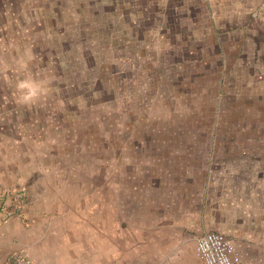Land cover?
Segmentation results:
<instances>
[{
    "label": "rangeland",
    "instance_id": "1",
    "mask_svg": "<svg viewBox=\"0 0 264 264\" xmlns=\"http://www.w3.org/2000/svg\"><path fill=\"white\" fill-rule=\"evenodd\" d=\"M103 2L0 40V264L195 263L208 231L167 190L196 158L204 188L254 164L262 194H199V219L264 264V39L238 54L149 21L146 0Z\"/></svg>",
    "mask_w": 264,
    "mask_h": 264
},
{
    "label": "crops",
    "instance_id": "2",
    "mask_svg": "<svg viewBox=\"0 0 264 264\" xmlns=\"http://www.w3.org/2000/svg\"><path fill=\"white\" fill-rule=\"evenodd\" d=\"M92 1L95 0H67L68 7L71 8L67 20L71 22L81 20L76 18L79 13H83L84 15L82 14L81 18H85L86 13L81 12V8L87 7L88 12L91 13L89 8L93 7ZM103 1L102 4L99 3L100 8L107 5V0ZM132 6L143 7L145 3H143V0H132ZM146 6L149 21L156 22V20H159L164 24L171 23L174 26L179 24L181 34L184 32L182 30L185 29L184 25L186 23L194 24L195 28L190 29L194 31L193 37L199 36V39L211 38L218 40L234 39L237 42L235 49L238 54L245 51L247 39H264V0H146ZM60 8L61 0H0V16L2 17L0 19V40L4 39L5 42L9 40V43H11V40L14 39L36 38L37 32H34V23L61 22L62 12ZM87 16L89 17L88 14ZM83 20L85 21V19ZM29 23L33 25H29ZM198 31L199 33H197ZM39 33L41 34L42 31ZM39 37L43 38L44 35L41 34ZM247 165L250 169L246 170V174L236 177L234 185H229L228 181H221L216 186L210 184L207 188H204L199 184V159L196 158L194 166L187 165V169L180 170V174L174 172L179 181L170 185L167 194H179L180 207H191L188 213L194 215V221L191 224L194 230L221 231L225 228L229 229V226H223L222 221V223L217 221L215 211L211 208L217 204L216 194H262L255 189L260 187V182L254 183L252 180V174L256 173L257 169L254 164ZM258 170L260 175V169ZM254 189L255 191H253ZM199 194L202 197V207V203H204L203 194L209 196V199H206V204L211 208L205 223L199 219L202 214ZM242 198L243 195L236 197L240 201ZM173 204L179 205L175 201ZM248 247L250 250L256 246L250 244ZM194 253L197 260L193 264H197L199 259L195 244Z\"/></svg>",
    "mask_w": 264,
    "mask_h": 264
},
{
    "label": "built area",
    "instance_id": "3",
    "mask_svg": "<svg viewBox=\"0 0 264 264\" xmlns=\"http://www.w3.org/2000/svg\"><path fill=\"white\" fill-rule=\"evenodd\" d=\"M197 264H239L241 255L224 233L212 230L195 240Z\"/></svg>",
    "mask_w": 264,
    "mask_h": 264
}]
</instances>
